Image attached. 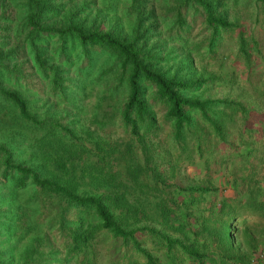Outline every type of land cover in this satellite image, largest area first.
Listing matches in <instances>:
<instances>
[{"label": "trees", "instance_id": "trees-1", "mask_svg": "<svg viewBox=\"0 0 264 264\" xmlns=\"http://www.w3.org/2000/svg\"><path fill=\"white\" fill-rule=\"evenodd\" d=\"M148 1L128 0L132 24L126 33L122 27L88 26L69 10L58 22L47 23L51 13L60 15L62 0H0V27L1 22L11 20L6 12L11 5L18 3L23 10L10 39L32 57L51 98L66 97L71 83L68 71L77 67L70 56L75 55L80 60L76 71L84 76L79 81L102 87L104 94L118 101L108 120H97L93 132L84 131L85 138L63 121L61 107H57L60 102L53 104L57 100L38 114L31 111L21 91L4 85L19 78V69L10 66L18 56L10 42L0 43V189L7 195L0 198V204L9 205L5 211L0 207V231L13 236L16 229L31 234L57 226L69 235L65 254L75 264H98L101 247L110 264H264L260 256L264 251V143L257 156L254 135L264 136V123L259 120L261 125L254 126V110L241 99L196 96L199 79L167 74L159 32L156 42L149 45L158 31L153 22L158 7L155 10ZM163 2L159 8L176 27L175 34L188 30L190 11L201 16L208 31V49L223 30L237 27L217 11L218 2ZM51 37L57 40L46 39ZM238 44L249 67L251 53L242 32ZM154 110L162 113L160 124H170V146L180 149L176 157L185 154L192 163L195 153L204 158L207 174L232 167L231 196L206 207L202 202L212 192L209 186H163L155 150L149 152L147 146V138H157ZM107 123L127 132L145 157L144 164H139L132 145L127 146L131 156L124 180L129 184L118 179L117 142L97 135ZM27 133L35 136L29 139ZM171 152L164 150V157ZM167 164L174 166L171 159ZM19 194H27L28 202L18 203ZM233 222L239 223V231L232 228ZM22 257L19 264H32L30 257Z\"/></svg>", "mask_w": 264, "mask_h": 264}, {"label": "rangeland", "instance_id": "rangeland-1", "mask_svg": "<svg viewBox=\"0 0 264 264\" xmlns=\"http://www.w3.org/2000/svg\"><path fill=\"white\" fill-rule=\"evenodd\" d=\"M62 1H64V7L60 9L62 10L60 15L57 16L56 13H51L47 23L54 24L58 22L69 10L73 17L84 20L88 26L94 24L104 30L122 27L126 33L130 31L132 16L128 11V0ZM163 1L165 0L148 1V5L154 7L155 10L158 7L153 20L158 31L152 35L149 45L156 42L155 39L158 37L159 32L158 38L164 40L161 46L163 69L166 70L167 74L176 73L184 79H199L200 83L193 92L196 96L211 98L228 96L241 99L254 110L251 119L255 120L254 126L259 127L261 125H259V122L264 123V0L261 2L255 0H212L215 3L218 2L217 11H220L228 21L234 22L237 27L223 30L211 49L205 46L207 42L205 36L208 31L204 27L201 16L190 11L191 16L186 19L188 30L181 35L175 34L176 27L171 26L172 21L167 20L159 8L160 5L165 4ZM83 2L86 4L83 6L84 9L81 6ZM19 7V4L16 3L7 8L6 12L11 20H7V23L1 22L4 27H0V43L5 39L8 43L10 42L12 47L17 49L15 54L18 57L10 62V66L15 64L16 68L19 69V78L4 81V85L21 91L28 100L31 111L38 114H44L46 108L51 106L54 100H57L53 104L60 102L57 107H61L63 121L70 123L72 127L78 130L77 132L82 133L87 138L88 136L84 131L93 132L97 120H108L111 113L114 112V108L118 105V101H115V96L104 94L102 87L86 85L79 81L80 77L82 80L84 76L79 75L80 73L76 71L80 60H76L75 55L70 56L72 61L76 63L74 66L77 67L68 71L71 83L65 91L66 97L61 100L51 98L46 82L41 79L37 70L33 67L32 57L19 47L20 44L18 45L17 40L10 39L13 37V30L23 18V10ZM239 32H242L245 39L246 50L251 53L249 67L239 50ZM179 37L184 42H180L177 39ZM46 39L52 43L57 40L56 37ZM53 58H57V56ZM155 112V118L159 123L157 138L153 140L147 138V146L149 152L155 150L154 162L156 163V169L162 173V179L166 184H163V186L168 189L176 184L182 186H209L212 188V192L208 193L205 196V201L202 202L206 207L217 205L221 198L231 196L233 193L232 189L228 187V180L232 167L220 168L216 172L207 174L203 165L204 158H199L195 153H192V163L187 160L185 154L176 157L180 149L179 147L170 146L171 141L168 137L170 124L168 122L160 124L162 113L159 110ZM4 113L8 114L9 111L6 110ZM13 130L19 131L17 129ZM103 131L106 133H103ZM103 131H97V135L100 133L107 140L117 142L118 151L116 156L119 158L117 168L121 171L118 179L123 181L126 175L124 168L131 156L130 149L127 146L132 145L131 150L137 156L136 161L139 164H144L145 157L139 145L130 140L127 132L125 133L122 129H118L109 123L105 124ZM19 132L23 133L22 131ZM27 134L29 139L35 136L34 134ZM254 135L258 139V142L255 143L258 149L256 154H258L263 149L264 136ZM157 143H159L158 146ZM166 149L172 152L170 156L164 157V150ZM22 158H26V154H23ZM168 159L173 161V167L167 164ZM153 166L152 163L151 167ZM261 169L262 166H259L258 171ZM148 180L152 182L154 178L150 175ZM124 182L129 184L126 180ZM158 185L162 186L161 183H158ZM5 196H7L5 190L0 189V198ZM27 198V194H19L16 201L24 204V202H28ZM51 203L57 204V201ZM30 204L32 203L30 202ZM34 205L38 206V204ZM7 206L9 205L0 204L3 211L7 209ZM69 216L71 218L74 213ZM238 224L233 222L232 228L239 231L241 228ZM16 233L17 235L7 236L4 231H0V262L10 260V264H19V261L23 259V254L24 259L31 258L32 264H75L71 255L65 254L70 239L69 235L60 231L57 226L53 228L42 227L31 234H23L20 233L19 229H16ZM34 237H40V241H38L39 238L36 242L32 241ZM100 250L101 257L98 264H110V258L106 256L105 249L101 247ZM260 256L264 258V251L260 253Z\"/></svg>", "mask_w": 264, "mask_h": 264}]
</instances>
